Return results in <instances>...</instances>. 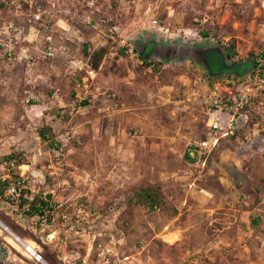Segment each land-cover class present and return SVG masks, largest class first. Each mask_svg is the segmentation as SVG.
Returning a JSON list of instances; mask_svg holds the SVG:
<instances>
[{"label":"rangeland","instance_id":"374dc122","mask_svg":"<svg viewBox=\"0 0 264 264\" xmlns=\"http://www.w3.org/2000/svg\"><path fill=\"white\" fill-rule=\"evenodd\" d=\"M17 2L19 12L0 0V25L25 24L28 34L29 7ZM44 3L52 21L16 44L29 58L0 56V177L24 171L54 207L34 225L4 194L0 217L32 237V225L62 230V253L85 254L95 237L109 244L113 235L119 264H264V72L211 77L197 52L232 45L235 61L264 53V0ZM145 39L187 52L144 60ZM243 89L235 133L205 164L191 161L213 113L227 117ZM145 189L159 196L154 209L138 200Z\"/></svg>","mask_w":264,"mask_h":264},{"label":"built area","instance_id":"2783aa9c","mask_svg":"<svg viewBox=\"0 0 264 264\" xmlns=\"http://www.w3.org/2000/svg\"><path fill=\"white\" fill-rule=\"evenodd\" d=\"M24 1L30 10L27 18L29 33H25L27 28L25 24L15 23V21L0 25V56L2 55L10 60L21 61L29 58L27 48L24 47L17 50L16 44L19 41L24 42L26 40L31 42L29 35L34 30H38L36 24L47 26L52 21L50 11L44 3V1L49 0ZM13 3L16 4V11L19 12L22 4L17 2V0H12ZM153 26L158 27V30L164 31V27L159 24L157 19L153 20ZM95 75L96 70L89 66L83 81L89 77L94 78ZM234 101L233 111H229L227 117L222 116L219 112L213 113L208 122L209 131L207 135L188 149V157L191 161L198 165H201V163L205 164L208 156L218 145L219 140L235 133L239 124L237 114L248 103V92L243 89L239 97H234ZM11 163L14 164L15 162L12 161ZM8 180L9 184L5 194L18 206L21 202H24V209L28 210L31 202L39 197L46 202L44 208L51 209L54 207L52 201H50V191L40 192L35 187H29L24 177V171H21L15 179ZM82 211L80 210L77 214L78 218L75 219L76 221H80L79 218L82 216ZM62 216L66 222L70 219L66 213L62 214ZM39 219H41L39 214L32 216V223L35 225L37 223L35 220ZM43 221L47 223V217ZM69 223L72 224L70 228L73 229L75 227L74 223L69 221L65 225ZM31 227H33L32 232L36 237L19 233L0 217V264H119L118 259L115 258V248L112 246L116 242L113 235L109 236V244L100 243L95 245V237L85 254H81L77 250L62 253L61 245L65 241L62 238V230L53 229L45 232V229L39 231L37 225H32ZM63 230L65 232L69 231V229L66 230V227ZM46 247L52 248L49 249L52 257L46 252Z\"/></svg>","mask_w":264,"mask_h":264},{"label":"trees","instance_id":"16d2710c","mask_svg":"<svg viewBox=\"0 0 264 264\" xmlns=\"http://www.w3.org/2000/svg\"><path fill=\"white\" fill-rule=\"evenodd\" d=\"M204 34H207L204 32ZM233 46L227 50H223L218 46L207 47L205 49H201L197 51L199 57L203 61L206 70L209 73V76L216 77L222 74H234L236 77H243L246 73L251 72L252 74L259 68L261 71L264 72V53L255 54L254 52H250L247 59L235 61L231 57V53L233 50ZM187 52V49H175L171 50V55L169 53H164L163 48L155 39H145L142 42L140 56L144 60H147L150 55L157 54L165 58H169L170 56L174 57L179 55L180 53ZM103 55V51L97 55H94L92 64L93 68L98 67V59H100ZM49 130L42 128L40 130L41 137L50 140L49 137ZM51 144L54 145L55 141L52 139ZM188 157V153L186 155ZM9 160H17L16 162L20 164V160H18L13 154H10L6 157ZM9 184L7 179H3L0 177V195H4L6 188ZM138 200L142 202H148L150 207L154 209L160 203L159 196L157 193H154L151 189H145L144 192L142 191L138 194ZM24 202H21L23 204ZM46 206V202L41 200V198L37 197L33 202H31L27 213L29 215H36V214H45V211L49 210L44 208Z\"/></svg>","mask_w":264,"mask_h":264}]
</instances>
